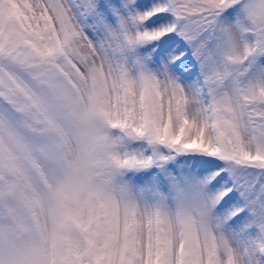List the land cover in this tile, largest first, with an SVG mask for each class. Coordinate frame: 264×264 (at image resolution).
<instances>
[{"label":"snow or ice","instance_id":"1","mask_svg":"<svg viewBox=\"0 0 264 264\" xmlns=\"http://www.w3.org/2000/svg\"><path fill=\"white\" fill-rule=\"evenodd\" d=\"M0 264H264V0H0Z\"/></svg>","mask_w":264,"mask_h":264}]
</instances>
